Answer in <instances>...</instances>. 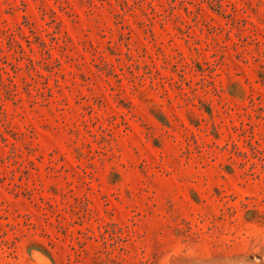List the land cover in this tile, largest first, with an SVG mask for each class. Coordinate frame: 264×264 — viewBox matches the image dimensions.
<instances>
[{"label": "rangeland", "instance_id": "1", "mask_svg": "<svg viewBox=\"0 0 264 264\" xmlns=\"http://www.w3.org/2000/svg\"><path fill=\"white\" fill-rule=\"evenodd\" d=\"M0 264H264V0H0Z\"/></svg>", "mask_w": 264, "mask_h": 264}]
</instances>
